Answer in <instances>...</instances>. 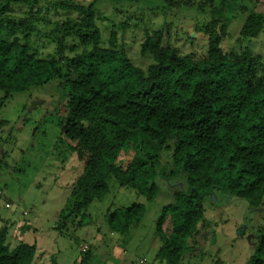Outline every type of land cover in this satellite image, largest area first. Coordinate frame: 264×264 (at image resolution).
I'll return each mask as SVG.
<instances>
[{
  "label": "trees",
  "instance_id": "1",
  "mask_svg": "<svg viewBox=\"0 0 264 264\" xmlns=\"http://www.w3.org/2000/svg\"><path fill=\"white\" fill-rule=\"evenodd\" d=\"M128 1L152 5L157 0ZM242 1L250 6L241 10L239 38L257 39L264 31V0ZM36 4L0 0V33L5 34L0 41V108L15 94L59 81L68 109L60 134L80 172L58 231L63 221L84 217L92 202L105 197L110 176L120 188L153 201L157 178L185 175L184 189L173 194V204L162 208L155 224L160 243L155 261L161 264H182L196 249L208 227L205 202L215 194L243 200L252 209L264 206V65L248 49L223 50L229 18L225 0L184 3L206 20L195 30L206 43L200 57L180 53L168 21L145 31L140 54L151 60L146 70L131 62L114 31L102 45L96 25L102 19L100 0L60 2L55 8L76 17L53 27L54 55L37 57L30 51L39 23ZM14 5L27 7L22 17ZM135 25L125 21L121 28ZM74 40L77 45L71 44ZM162 151L170 152L168 173L160 169ZM121 154L128 159L119 161ZM143 217V207L133 204L108 211L107 226L111 233L126 234ZM5 233L0 231V264H34L35 247L19 244L10 250ZM247 264H264V225Z\"/></svg>",
  "mask_w": 264,
  "mask_h": 264
},
{
  "label": "rangeland",
  "instance_id": "2",
  "mask_svg": "<svg viewBox=\"0 0 264 264\" xmlns=\"http://www.w3.org/2000/svg\"><path fill=\"white\" fill-rule=\"evenodd\" d=\"M62 1L87 5L92 0H37L34 11H40L36 16L39 23L31 38L30 51L41 59L54 55L55 43L50 33L55 24L76 17L74 13L55 8ZM171 1L180 7H174ZM171 1L157 0L146 5L128 0H100L102 19L96 25L102 45H106L110 32L114 31L118 45L125 49L131 62L146 70L151 60L140 54L144 33L168 21L172 25L173 43L181 54L204 55L206 43L195 30L206 20L194 8L184 7L188 0ZM201 1L190 0V3L195 5ZM216 1L221 4L224 0ZM225 1L229 18L223 50L248 49L260 56L264 65V31L257 39L239 38L244 18L241 10L250 6L249 3ZM12 9L18 17L27 11L26 6L14 5ZM125 21L136 25L122 29ZM3 39L5 34L0 33V41ZM71 44L78 42L74 40ZM82 50L79 48L67 55L74 56ZM67 117L66 96L58 80L15 94L0 108V231L6 232L5 246L10 250L19 244L34 246V264L52 261L56 264H161L155 261L160 246L155 237V224L162 208L173 204V194L184 189V174L183 177L176 174L169 181L157 178L158 195L153 201L120 188L110 176L103 199L92 202L84 217H70L63 221L64 228L56 229L68 214L72 185L80 172L75 154L60 134ZM125 159L128 156L121 154L119 161ZM171 168L170 152L162 151L160 169L168 173ZM133 204L143 207L142 220L126 234L111 233L107 212ZM204 208L208 227L182 264H247L264 225V206L252 209L245 201L219 192L205 202Z\"/></svg>",
  "mask_w": 264,
  "mask_h": 264
},
{
  "label": "built area",
  "instance_id": "3",
  "mask_svg": "<svg viewBox=\"0 0 264 264\" xmlns=\"http://www.w3.org/2000/svg\"><path fill=\"white\" fill-rule=\"evenodd\" d=\"M8 207V206H7Z\"/></svg>",
  "mask_w": 264,
  "mask_h": 264
},
{
  "label": "water",
  "instance_id": "4",
  "mask_svg": "<svg viewBox=\"0 0 264 264\" xmlns=\"http://www.w3.org/2000/svg\"><path fill=\"white\" fill-rule=\"evenodd\" d=\"M192 37V36H191Z\"/></svg>",
  "mask_w": 264,
  "mask_h": 264
}]
</instances>
